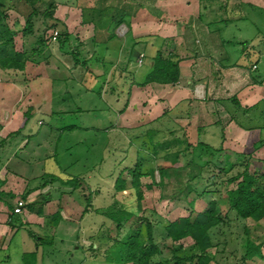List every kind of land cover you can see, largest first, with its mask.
Listing matches in <instances>:
<instances>
[{
  "label": "crops",
  "instance_id": "1",
  "mask_svg": "<svg viewBox=\"0 0 264 264\" xmlns=\"http://www.w3.org/2000/svg\"><path fill=\"white\" fill-rule=\"evenodd\" d=\"M52 1L55 3L54 16L67 25L69 33L76 40L78 37L72 33L73 29L83 35L81 45L75 40L71 47L92 46V52L86 54L90 65L79 70V64H75L70 72L63 71L62 74L52 76L46 71L43 73L45 69L41 70L44 61H28L24 70L0 66V147L11 145L15 135L8 137L9 134L21 129L18 134L23 135H20L22 140L15 147L27 148L30 142L27 134L30 133L31 136L34 133L30 126L34 115L44 114L52 120L58 114L53 112L55 81L81 77L85 81L81 84H85L89 93L100 94L107 107L112 108L110 104L113 101L120 105L117 106V126L120 124L121 128H128L147 124L155 128L158 123L163 125L165 119L168 125L171 123L176 128L179 127V130L165 128L163 131L158 129L159 131L172 137L187 139L192 144L201 141L203 132L216 134L218 131L216 148L222 146L223 151L217 155V164L228 157L229 163L236 165L235 170L247 165L251 173L264 177V0H228L226 7L212 8L210 12L208 7L203 9L198 0H151L153 7L148 15L147 6L140 3V6L133 8V14L127 17L130 28L134 31L131 36V33L126 36L127 42L131 39L130 48L124 50L126 53L119 43L118 34L113 31L114 25L100 28V42L92 40L95 35L94 25L93 22H84L81 6L90 8L97 0L92 5L81 4V0H77L73 6L60 3V0ZM131 3L133 7L139 4L134 1ZM218 12L225 14L223 17L227 25L250 22L253 28L245 26L242 30L236 27L237 33L233 32L230 38H226L223 35L225 31L218 34V30L211 31L207 26L213 23ZM11 13L16 14L13 24L21 25L22 27H17L22 30L25 22L23 25L22 21L19 23L17 18L22 19V15L14 9L8 11L10 28L13 29L9 23ZM20 34V48L15 36L16 50H23L33 39V36L25 38L23 33ZM141 40L150 43L152 48L149 68L153 64L152 57L158 50L177 54L180 57V78L175 84L152 82L144 86L133 80L128 96L123 95L121 99L119 90L112 88L110 83L118 77L119 70H122L119 75L121 78L125 73L132 72V67L128 65L131 62L134 65L132 54L135 45ZM56 51L61 55L57 56L53 50L48 62L55 57H71V54L60 47ZM140 55L143 56V65L147 55L140 51L138 60ZM123 62L124 69H120L119 65ZM30 96L33 102L28 100ZM127 101V108L121 112ZM146 102L147 107L144 106ZM131 106L134 111H131ZM28 109L31 110V115L26 121L24 112ZM81 109L78 106L76 111ZM142 109L147 111V121L141 118ZM58 112L65 113L64 110ZM70 125L77 126L74 123ZM67 126L58 128L63 130ZM212 127L217 128V131ZM50 157L48 153L35 156V152L23 158L11 155L0 167V192L4 193L0 197L13 194L15 198L11 203L14 208L19 199L25 201L22 211L13 213L8 200L0 198V264H44L43 243L36 241L28 229L39 238L52 237L62 226L61 222L69 219L60 204L58 182H36L45 172L52 173L46 169ZM28 188L32 189L31 192L26 198H22ZM96 191L97 189L93 190L86 185L83 195L90 193L92 201L93 197L96 199L98 196ZM40 209L42 214L38 212ZM58 211L60 217H52ZM92 211L90 208L88 212ZM32 252H36V256L25 258Z\"/></svg>",
  "mask_w": 264,
  "mask_h": 264
},
{
  "label": "rangeland",
  "instance_id": "2",
  "mask_svg": "<svg viewBox=\"0 0 264 264\" xmlns=\"http://www.w3.org/2000/svg\"><path fill=\"white\" fill-rule=\"evenodd\" d=\"M131 1L139 4L142 3L144 6H147V15L149 10L153 7V2L151 0ZM198 1L201 2L200 5H202L201 7H203V9L204 7L209 8L208 12L213 10L212 8L220 9L221 7H226L228 4V0ZM76 2L77 0H60V3L72 6L75 5ZM93 2L94 0H81V4L87 3V5H92ZM65 5L64 7H66ZM148 6H150L149 9ZM245 6L247 7V5ZM81 8H83V6H81ZM61 11L63 10L61 9ZM217 15L218 16L214 18L213 23H209L207 26H209L211 31L218 30V34H222L225 31L223 35L226 38H230L233 32L237 33L236 27H239L242 30L245 29V26L247 28L252 27L250 22L239 23L237 25L235 22L232 23V25H227L224 21L225 18L223 17L225 14L218 12ZM11 16L9 23L13 29L17 30V46L20 48L22 42L20 32L22 33V31L17 26H22H15L13 24L16 14L11 13ZM82 18H85L84 15H82ZM17 19H19V23L22 21V25L25 22L24 15H22V19L21 17ZM93 25L95 33L99 35V31L95 28L94 23ZM44 26L45 23L43 17H39L35 22L36 32L40 33ZM54 29L55 28L48 30L46 36L49 37ZM58 29L61 28L59 27ZM131 29L132 28L126 23L113 26V31L118 34V39H120L119 43L122 46L123 51L125 48H130L131 39L129 38V42L125 39L129 33H131L130 36L132 35L134 30ZM67 30L69 32L68 27ZM72 33L78 37L76 43L79 42L80 44L83 35L80 31L76 32L74 29ZM70 46L66 45L65 48L69 50L71 48ZM135 46L136 48L132 54L134 65H131L133 64L132 62L128 65L132 67V72L125 73L121 78L119 75L122 70H119L118 77L110 83L112 88L114 87L119 90V97H121V99L123 95L124 97H126V95L128 96L132 81L136 80L138 82L143 80L149 70L148 60L151 55L150 51L152 50L150 43H144L142 41ZM77 47L79 48V54L76 58H78L80 62L78 69L84 70L83 61L87 60L89 62L87 55L92 52L93 48L91 45H88L86 48L83 47V45ZM58 48V40H52L50 38L46 51L51 53L55 50L57 56H59L61 54H58L56 51ZM140 51H144L147 55L145 64L143 65L141 64L142 62L140 63L138 60V53ZM124 53H126V51H124ZM71 57L72 59L74 58L72 55ZM71 57H55L54 59H50L49 62L47 59L44 61V64H42L41 70L43 71L45 69L43 73L46 71L50 76H52V74L55 75L56 73L62 74L63 71L64 73L70 72L76 64L75 60H72ZM47 62L48 65H46ZM87 65H90V62ZM124 65L125 62L121 63L119 68L124 69ZM58 70H60V72ZM77 72L79 73V71ZM82 82L84 83L85 81L81 77L75 78V80L70 79L68 81L56 80L54 83V103L55 110L58 113L57 116L51 120L50 117L44 114L36 113L34 115L30 124L34 129V133L31 136H29L30 133L27 134V140L30 141L27 148L15 147L18 145V142L22 140V134H16L11 145L6 144L3 147H0V167L5 164L11 155H17L18 157L23 158L30 155L32 152H35V156H44L48 153L51 157L47 160V170H51L52 173L59 178L66 179L68 177H76L80 179V181L68 184L60 183V181H58L57 186L60 188L58 196L61 198L60 204L65 209V213L69 219L61 222L62 226L56 231L54 234L55 236L44 239L42 246L45 251L44 264H118L106 258L107 252L105 251H107V248L111 245L112 239L101 237V235L111 233L112 236L117 235L118 237H121L127 230L124 229L121 232H117L113 221L108 216L102 215L96 211L94 212V208L109 207L115 199H118L125 205H130L134 201L133 190L116 193L114 184L118 174L124 168L134 166L139 159L142 160L143 171H147L150 168L156 169L153 177L144 176L142 178V183L144 185L155 181V184H153L151 189L144 186V200L142 202L146 209L144 212L145 215L152 220L163 224L168 220H174L178 217L189 215L193 209L194 211H201L214 196L218 200L221 216L224 219H227L226 217L229 213V217L234 220L235 224L233 226L228 227L226 225L224 227L225 234H220L217 230L215 231V234L213 235L214 241L223 242L226 238L228 244L226 245L225 252L222 255H218L219 262H212V264H238L240 262L242 251L240 242L245 236L243 232L244 226L249 228L251 237L255 241L261 242L263 240L264 220L258 223L252 219L237 220L234 212H228L229 204L226 198L225 186L222 184L218 186L211 185V190L215 188H219L220 190L217 192L209 190L208 192L201 194L204 188H206L207 183L210 182L207 179L210 177L211 173L218 174V168L216 166H212L210 171H204L199 177L192 178L190 169L185 168L184 166L181 167L182 160L181 158H177L179 159L180 167L171 169V171L168 172L165 184L162 185L160 183L161 177L157 168L162 165H172V161L175 159V153L166 154L160 152V154L156 155L154 152V145H156L157 141L163 142L165 138H174L162 131L165 128H176L175 125L173 126L171 123L168 125V122L164 119L165 121L163 120L162 122L163 125L160 126L159 123L158 125L155 124V128L147 124H142L136 127L130 126L128 128H121L120 124L117 126V106L119 107L120 105L113 101V103L110 102L112 108L107 107L100 94L96 92L89 93L85 84H81ZM63 98H65V102L63 101ZM115 99L116 98H114V100ZM28 100H30V102L32 101L31 96ZM142 101L143 99L140 100V105H142ZM146 105L147 102L144 106ZM78 106L82 109L76 111ZM59 110H64L65 113L58 112ZM131 111H134L132 106ZM175 112L178 111L176 110ZM98 115L103 116L102 119L100 118L101 116L96 118ZM137 115L140 116V113ZM141 118L144 121L148 120L146 109L145 111H141ZM39 121L41 122L39 123ZM73 123L78 126V128L73 131H64L66 128L63 130L58 128ZM158 129H161L162 131H159ZM212 129L217 131V128L212 127ZM176 130L178 131L179 127H177ZM189 133H191V130H189ZM200 138L201 141L210 143L215 147L218 145V131L216 134L203 132ZM236 171L237 170L234 172ZM46 179H48V176H43V178L38 179L36 182H43ZM223 179L222 175H220L217 180L218 183L222 182ZM86 185H89L93 190L97 189L96 193L98 196L96 199L93 197L94 199L91 201L93 202V211L84 213L89 200L83 195L85 194L83 192V187ZM1 198L2 200L5 198L11 203L15 196L11 194L10 198H8V195ZM191 201H193V205L190 203ZM156 230L157 233H162V225L159 224ZM185 242L189 245L192 240L187 239ZM93 243L94 249L91 248ZM223 246L224 244H221L220 247L222 248ZM212 251H216V248H213ZM246 264L264 263L259 258H253L246 260Z\"/></svg>",
  "mask_w": 264,
  "mask_h": 264
},
{
  "label": "trees",
  "instance_id": "3",
  "mask_svg": "<svg viewBox=\"0 0 264 264\" xmlns=\"http://www.w3.org/2000/svg\"><path fill=\"white\" fill-rule=\"evenodd\" d=\"M132 5L130 0H97L93 6L83 7L84 22H93L95 28H109L113 25L126 23L130 26L127 20L128 16L133 14L132 10L140 6ZM45 7V8H43ZM134 8V9H133ZM14 9L24 15L25 23L22 28V33L25 38L33 36L32 42L23 50H16L15 36L17 31L11 29L8 24V11ZM55 3L45 0H0V66L4 68H12L24 70L28 61L41 63L49 59L50 54L46 51L49 45L50 38L46 36V32L52 28L59 31L57 40L59 47L65 52L71 54L76 64H79L77 55L79 48L77 45L72 48L70 45L76 37L68 32L66 24L54 16ZM39 17H43L45 26L40 33L35 30V22ZM61 29H58V28ZM54 29V30H55ZM112 35L110 36V38ZM95 42H100L97 33L93 39ZM66 45L71 48L66 49ZM153 64L149 68L143 80L138 81L141 86L152 82L161 84H175L178 82L181 74L180 57L172 52L163 53L158 50L152 57ZM84 67L88 61H83ZM129 102L127 101L124 111ZM53 112H57L55 109ZM26 121L30 118L31 110L25 111ZM65 130L76 129L78 126L70 125L65 127ZM21 131L10 133L8 137H13ZM223 151L222 146L216 148L210 143L199 141L196 144L190 143L187 139L174 137L166 139L163 142H158L154 145L156 155L160 152L166 154L175 153V159L172 165H162L157 170L159 171L163 185L166 182V177L171 169L178 168L179 159L181 158V167L189 168L192 178H197L204 173L210 171L212 166L218 168L217 173H211L208 177L206 188L201 194L214 191L219 188L210 189L211 185L225 186L226 198L229 204L228 212H234L237 220L252 219L255 222L264 220V177L253 174L249 168L244 166L242 169L234 172L236 165L229 163V158L221 160L217 164L218 154ZM156 169L150 168L147 171L142 170V160H137L132 167L124 168L116 177L114 189L116 193L133 190L134 201L130 205H125L118 199L104 208H94V211L108 216L115 224V230L121 232L126 229L121 237L111 235V233L102 234L101 237L112 239L111 245L107 248V259L118 264H212L219 262L218 255L225 252L228 240L225 238L223 242L214 241L215 231L220 234H225L224 227L233 226L234 220L227 214V219H224L219 211L218 200L212 197L206 207L201 211H194L189 215L178 217L174 220H168L165 223H159L145 215L144 186L151 189L153 181L150 184L144 185L142 178L144 176H154ZM222 175V182L218 183V177ZM43 176H48L46 182H58L68 184L80 181L76 177H68L66 179L59 178L53 173H44ZM43 176L41 178H43ZM28 188L22 195L26 198L31 192ZM86 192V186L83 187V192ZM0 195H4L1 193ZM11 197L10 194H8ZM88 200V206L84 213L92 208L91 195L88 193L84 196ZM1 198V197H0ZM192 205L193 201L190 202ZM90 204V205H89ZM9 208L13 211L14 206L8 202ZM30 206V205H29ZM42 208V207H41ZM42 214V209L38 211ZM14 213V211H13ZM52 217H60V211L56 212ZM162 225L163 232L157 233V226ZM30 235L40 242H44L45 238H39L31 229H28ZM244 237L240 242L241 245V260L238 264H246V260L259 258L264 263V237L261 242L255 241L250 234L247 226L243 228ZM106 235V236H104ZM190 239L192 242L188 245L185 240ZM221 244L224 246L221 248ZM38 245V243H37ZM94 243L91 248L94 249ZM216 248V251H212ZM97 249V245H96ZM109 253V256H108ZM113 254V256H112ZM36 256V252L27 255ZM26 263V260H25Z\"/></svg>",
  "mask_w": 264,
  "mask_h": 264
},
{
  "label": "built area",
  "instance_id": "4",
  "mask_svg": "<svg viewBox=\"0 0 264 264\" xmlns=\"http://www.w3.org/2000/svg\"><path fill=\"white\" fill-rule=\"evenodd\" d=\"M58 33H59L58 30H54L52 32V34H51L52 35V40L57 39ZM142 58H143V56H141V58L139 59L140 63L142 62ZM24 205H25V201L23 199H19L17 201L16 207L14 208V212L15 213H20L22 211V208L24 207Z\"/></svg>",
  "mask_w": 264,
  "mask_h": 264
}]
</instances>
